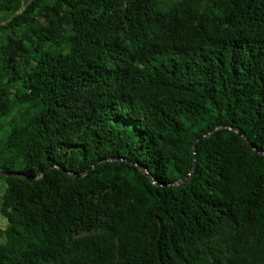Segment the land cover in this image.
Returning <instances> with one entry per match:
<instances>
[{
	"label": "trees",
	"instance_id": "1",
	"mask_svg": "<svg viewBox=\"0 0 264 264\" xmlns=\"http://www.w3.org/2000/svg\"><path fill=\"white\" fill-rule=\"evenodd\" d=\"M0 215V264H264V0H0Z\"/></svg>",
	"mask_w": 264,
	"mask_h": 264
},
{
	"label": "rangeland",
	"instance_id": "2",
	"mask_svg": "<svg viewBox=\"0 0 264 264\" xmlns=\"http://www.w3.org/2000/svg\"><path fill=\"white\" fill-rule=\"evenodd\" d=\"M6 225V221L3 219V217L0 215V227L4 228Z\"/></svg>",
	"mask_w": 264,
	"mask_h": 264
},
{
	"label": "water",
	"instance_id": "3",
	"mask_svg": "<svg viewBox=\"0 0 264 264\" xmlns=\"http://www.w3.org/2000/svg\"><path fill=\"white\" fill-rule=\"evenodd\" d=\"M9 175H12V174H9Z\"/></svg>",
	"mask_w": 264,
	"mask_h": 264
}]
</instances>
